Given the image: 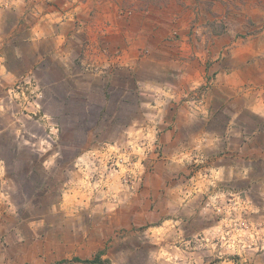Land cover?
<instances>
[{
  "label": "rangeland",
  "instance_id": "1",
  "mask_svg": "<svg viewBox=\"0 0 264 264\" xmlns=\"http://www.w3.org/2000/svg\"><path fill=\"white\" fill-rule=\"evenodd\" d=\"M99 253L264 264V0H0V264Z\"/></svg>",
  "mask_w": 264,
  "mask_h": 264
},
{
  "label": "crops",
  "instance_id": "2",
  "mask_svg": "<svg viewBox=\"0 0 264 264\" xmlns=\"http://www.w3.org/2000/svg\"><path fill=\"white\" fill-rule=\"evenodd\" d=\"M103 21L115 22L117 21V12L109 10H103L98 14ZM128 28L121 27V31L116 33V37L120 38L122 43L121 47L123 54L120 58L119 65L124 68H135L140 63L139 51H140V14H137L135 18L128 23ZM115 61H112L114 64ZM135 65V66H133Z\"/></svg>",
  "mask_w": 264,
  "mask_h": 264
},
{
  "label": "trees",
  "instance_id": "3",
  "mask_svg": "<svg viewBox=\"0 0 264 264\" xmlns=\"http://www.w3.org/2000/svg\"><path fill=\"white\" fill-rule=\"evenodd\" d=\"M72 262L80 264H111L108 260H102V253L97 254L93 259L74 258Z\"/></svg>",
  "mask_w": 264,
  "mask_h": 264
}]
</instances>
